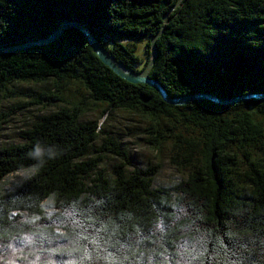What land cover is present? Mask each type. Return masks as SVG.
<instances>
[{"label":"trees","instance_id":"obj_1","mask_svg":"<svg viewBox=\"0 0 264 264\" xmlns=\"http://www.w3.org/2000/svg\"><path fill=\"white\" fill-rule=\"evenodd\" d=\"M178 1L0 0V49L78 23L136 73L157 37L149 79L170 99L264 95V0H183L171 11ZM20 97L28 103L0 113V130L26 108L58 111L0 150V185L33 171L0 192V264H264V100L170 105L157 89L117 76L73 28L0 56V99ZM115 110L140 117L146 143L186 180L153 189L160 166L128 172L121 144L98 146L99 121ZM97 146L100 158L83 161ZM110 155L125 166L107 176L98 166Z\"/></svg>","mask_w":264,"mask_h":264},{"label":"rangeland","instance_id":"obj_2","mask_svg":"<svg viewBox=\"0 0 264 264\" xmlns=\"http://www.w3.org/2000/svg\"><path fill=\"white\" fill-rule=\"evenodd\" d=\"M138 53L142 54V44L137 43ZM48 85H21L20 90H42ZM28 99H0V113H7L9 109L19 104L28 103ZM58 111V108L51 107L46 110L39 109V107L26 108L21 112H17L16 116L11 118L9 123L2 125L0 130V150L8 148L10 146L21 145L23 141V132L30 129L31 124L40 117L47 116L51 113ZM96 118L95 115H89L85 118V121H93ZM100 128L104 131L101 141L97 142L100 146L105 139H115L117 143L121 144L123 149L128 155V161L130 164L127 166L128 172L133 170L147 171L153 169L154 166H160V169L156 176H154L152 187L153 189L169 188L175 186L182 181L186 180L185 172L179 171L174 167L166 158L158 157L156 153L146 143V135L144 133L143 120L128 112L115 110L105 116L100 121ZM93 149L87 158L83 161L90 162L100 158L99 148ZM125 166L124 161L119 157L110 155L104 161L99 162L98 171H102L105 175H112L113 166ZM33 171H24L20 173H14L7 176L0 185V192H9L16 186H19L25 179L30 177ZM53 213L52 201H46L44 203V215L50 216Z\"/></svg>","mask_w":264,"mask_h":264},{"label":"water","instance_id":"obj_3","mask_svg":"<svg viewBox=\"0 0 264 264\" xmlns=\"http://www.w3.org/2000/svg\"><path fill=\"white\" fill-rule=\"evenodd\" d=\"M182 1L183 0H179L178 3L175 5V7L171 11L178 9L179 6L181 5ZM163 20L166 23L167 22V16H165ZM71 28L78 30L79 32H81L84 35V37L88 41L89 45L91 46L92 50L98 56V58L101 60V62L105 66H107L109 69H111L117 76L121 77L122 79L126 80L127 82H129L131 84H144V85H148V86H151V87L157 89V91H159L161 93L163 98L170 105L183 106V105H186V104H188L190 102H194V101L208 100V101H211V102H213L219 106L224 107V106H228V105H232V104H236L239 102H244V101H248V100H252V99L264 100V95H249V96L234 98V99H230V100H226V99L221 100L217 97H212V96H208V95H199V96L194 95V96H187V97L184 96L183 98L175 99V100L170 99L166 95L164 90L158 85V83H155L154 81H151L149 79V73H150V70L152 69V67L155 63L156 55H157L156 48H155V43H156L157 37L155 39H153V41H152V59H151V61L149 62V64L146 66V68H144V70L141 73H136V72L130 70L129 68L123 66V64H121L119 62L117 63V61L113 57L109 56L108 53L105 52V50L94 41V39L90 35V33L83 26L79 25L78 23L61 22L59 24L57 30L54 31L52 33V35H50L48 38L42 39L40 41L27 42V43H24V44L18 45V46L2 48V49H0V56H2L4 54L18 52V51H24V50L30 49L34 46H46V45L58 40L63 35L65 30L71 29Z\"/></svg>","mask_w":264,"mask_h":264},{"label":"clouds","instance_id":"obj_4","mask_svg":"<svg viewBox=\"0 0 264 264\" xmlns=\"http://www.w3.org/2000/svg\"><path fill=\"white\" fill-rule=\"evenodd\" d=\"M42 153H43V150L40 148V146H36L33 153H31V154L36 156V157H40L42 155ZM48 154L51 155V150H49Z\"/></svg>","mask_w":264,"mask_h":264},{"label":"snow or ice","instance_id":"obj_5","mask_svg":"<svg viewBox=\"0 0 264 264\" xmlns=\"http://www.w3.org/2000/svg\"><path fill=\"white\" fill-rule=\"evenodd\" d=\"M84 239H88V237H87V236H85V237H84ZM92 242H93V243H95V240H93ZM9 247H10V245H9Z\"/></svg>","mask_w":264,"mask_h":264}]
</instances>
